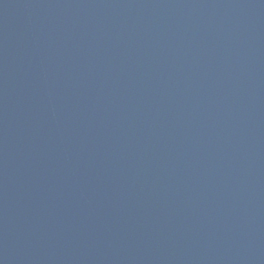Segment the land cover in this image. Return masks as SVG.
Listing matches in <instances>:
<instances>
[{
	"label": "water",
	"instance_id": "obj_1",
	"mask_svg": "<svg viewBox=\"0 0 264 264\" xmlns=\"http://www.w3.org/2000/svg\"><path fill=\"white\" fill-rule=\"evenodd\" d=\"M0 264H264V0H0Z\"/></svg>",
	"mask_w": 264,
	"mask_h": 264
}]
</instances>
